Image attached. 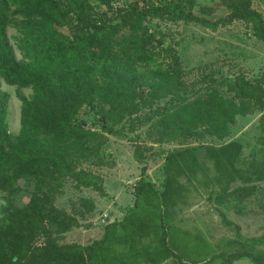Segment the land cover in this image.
<instances>
[{"label":"trees","instance_id":"1","mask_svg":"<svg viewBox=\"0 0 264 264\" xmlns=\"http://www.w3.org/2000/svg\"><path fill=\"white\" fill-rule=\"evenodd\" d=\"M101 2L112 10L110 0ZM250 4L251 0H237L230 6L228 17L208 21L185 11L178 2L155 6L152 1H144L142 6L125 9L117 22L99 23L85 0H0V77L11 86L33 89L30 99L20 96L22 128L15 142L4 130L6 97L0 95V190L17 179L34 181L30 202L0 225V264H163L167 260L188 264L184 258L188 255L199 257L192 264H231L241 258L264 264V234L242 237L239 226L221 210L220 222L235 232L233 240H226L235 247L234 251L209 255L200 235L194 246L187 248L183 238L177 240L170 232L181 207L189 203L193 193H208L210 198L221 196L239 181L243 186L238 188L248 197L257 184L264 182L263 155L255 159L252 153L247 166H237L243 149L239 137L218 146L197 143L168 150L161 181L157 185L143 178L135 181L133 204L122 219L104 227L98 240L88 245H34L39 232L52 230L59 234L74 222L52 204L54 193L66 179L79 187L104 190L101 176L75 170L76 162L92 153L101 139L75 121L78 108L83 103L92 105L99 93L96 109L105 129L118 108L138 104L134 103L136 97L141 103L145 97L172 94L183 85V68L175 48L178 41L165 44L164 38L149 34L144 18L196 20L211 28L237 18L249 24L253 34L264 42V20ZM11 7L16 10L10 14ZM70 13L76 14L83 28L75 39L53 26L62 24ZM14 14L23 16L19 28L27 31L26 37L32 40L31 33L35 31L39 40L38 48L28 52L29 62L24 64L15 61L5 40V29L11 25ZM123 26H128L132 33L120 39L118 34ZM223 84L235 93L239 103L223 98L215 89L198 95L190 104L172 111L166 109L155 123L161 130L160 142L173 141L182 131L198 139L213 134L220 139L227 137L228 124L252 110L243 108L245 104L251 105L243 100L250 98L252 104L264 100V89L242 76L226 78ZM196 120L202 121L201 126L193 131L190 124ZM85 203L93 205L90 200Z\"/></svg>","mask_w":264,"mask_h":264},{"label":"rangeland","instance_id":"2","mask_svg":"<svg viewBox=\"0 0 264 264\" xmlns=\"http://www.w3.org/2000/svg\"><path fill=\"white\" fill-rule=\"evenodd\" d=\"M101 1L85 0L90 14L98 19L99 23H114L120 20L118 15L123 14L125 9L137 4L142 6L144 1H152L155 6L178 2L185 7V11H191L194 16L215 21L228 17L230 6L237 0H110L112 10ZM250 5L264 20V0H251ZM10 10L11 14L16 8L11 7ZM10 20L11 25L5 29L7 47L11 50L15 61L21 64L27 63L28 52L38 48L37 34L35 31L31 33L32 40L26 37L24 31H27L19 28V23L24 21L23 16L14 14ZM143 24L149 34H153L156 38H164L165 44L178 41L179 45L175 48L183 68V85L180 89H174L176 94L173 91L172 94H159L153 99L145 97L141 103L137 102L139 99L136 97L134 103L138 104L123 108L127 112L118 108L107 121L105 129L100 125L96 109L99 93L95 94L92 105L83 103L78 108L74 115L75 121L83 130L101 139L96 143L92 153L76 162L75 170L83 169L101 176L104 190L99 192L93 188L79 187L72 180L66 179L59 191L54 193L52 204L54 209L73 219L74 222L68 230L59 234L52 233V230L49 233L39 232L34 239V245L38 247L47 242L60 245H88L98 240L103 234L104 227L120 220L121 214L133 204L131 194L135 181L143 178L156 185L161 181L164 155L173 147L197 143L218 146L239 137L243 149L237 166H247L252 153L255 154V159L264 156V117L261 120L264 115V100L252 104L250 98L244 99V104L250 102L251 105L249 107L243 104V108L252 110L245 115L236 116L235 123L228 124L230 135L221 139L214 134L198 139L182 131L179 138L160 142L161 130L155 125L166 109L172 111L180 105L190 104L199 97L198 95H204L215 89L223 98L234 99L239 103L235 93L223 86L224 80L229 77L242 76L253 86L264 89V42L253 34L251 26L237 18L232 19L227 25L211 28L199 24L196 20L169 21L151 16H146ZM53 26L70 39H75L83 33L75 13L68 14L62 24ZM131 33L128 26H123L120 28L118 38H127ZM162 58H164L163 54ZM2 94L6 97L4 130L10 140L15 142L22 128L20 96L30 99L33 89L11 86L0 77V95ZM201 122L196 120L190 124L193 131L201 126ZM217 131L220 133V129ZM33 187L34 181L31 178H22L0 190V225L3 221L12 219L18 210L30 202ZM256 187L246 203L259 214L260 218L257 217V221L260 222L247 224L243 230L247 238L264 234V182L257 184ZM89 200L93 203L90 207L85 203ZM214 200L204 192L193 193L189 203L181 207L178 214L181 217L175 223L174 229H170L172 236L176 235L177 240L183 238V243L185 245L188 243L187 248H189L194 246L200 235L209 255L234 251L235 247L228 245L226 240L208 238L213 234L215 239L223 238L234 231H229L221 224L217 208L214 206L221 207L222 200L218 204ZM256 208L261 209L262 212ZM194 219L209 225V227L204 226L203 229L206 236L200 231L201 229L192 226L196 225ZM184 258H187L188 264H192L199 257L188 255ZM249 262L244 261L242 264ZM211 264H218V261Z\"/></svg>","mask_w":264,"mask_h":264},{"label":"crops","instance_id":"3","mask_svg":"<svg viewBox=\"0 0 264 264\" xmlns=\"http://www.w3.org/2000/svg\"><path fill=\"white\" fill-rule=\"evenodd\" d=\"M242 186H243V184H241L239 181H237L232 185L231 189L226 194H222L221 196L213 197L212 199H215L214 201H216L217 204L222 200V202L220 203L222 205L221 207L219 205L214 206L215 208H217V212L219 210H221L230 221H232L234 224L239 226L240 235L244 238H247L243 233V230H244V228H246L247 224L251 225V224H254V223L260 222V221H257V217H259V214L256 211H254L253 208L251 209L250 207H248V204L246 203L248 197L251 196L252 194L249 195L248 197L245 196L244 191H242V190L240 191V189H239ZM132 191H133V189H132ZM206 194L209 196L208 193H206ZM131 198H133L132 194H131ZM256 209H258V208H256ZM258 210H260L262 212L261 209H258ZM211 211L213 212V209H211ZM121 215L123 217L124 213H122ZM218 215H219V213H218ZM180 217H181L180 215L177 216V221H179ZM194 220H195L196 225L193 224L192 226L194 228L201 229L200 231L206 236L203 229H204V226L209 227V225L208 224L204 225V223L201 221L199 222L198 219H194ZM229 231H230V229H229ZM213 236H214V234H213ZM213 236L209 235L208 238L212 239V240H220V239L221 240H233L235 238L234 232L229 233L228 235H226L223 238L218 237L215 239V238H213ZM244 261L249 262V259L241 258L239 260L234 261L231 264H242V262H244ZM163 264H173V262H172V260H167ZM249 264H252V263L249 262Z\"/></svg>","mask_w":264,"mask_h":264}]
</instances>
